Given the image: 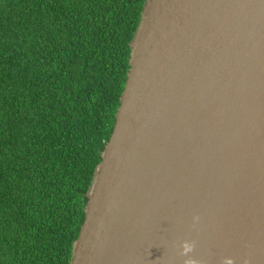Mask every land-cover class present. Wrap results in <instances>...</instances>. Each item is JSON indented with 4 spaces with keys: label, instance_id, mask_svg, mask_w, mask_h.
Segmentation results:
<instances>
[{
    "label": "water",
    "instance_id": "water-1",
    "mask_svg": "<svg viewBox=\"0 0 264 264\" xmlns=\"http://www.w3.org/2000/svg\"><path fill=\"white\" fill-rule=\"evenodd\" d=\"M129 48L69 264H264V0H145Z\"/></svg>",
    "mask_w": 264,
    "mask_h": 264
},
{
    "label": "trees",
    "instance_id": "trees-1",
    "mask_svg": "<svg viewBox=\"0 0 264 264\" xmlns=\"http://www.w3.org/2000/svg\"><path fill=\"white\" fill-rule=\"evenodd\" d=\"M145 0H0V264H69Z\"/></svg>",
    "mask_w": 264,
    "mask_h": 264
},
{
    "label": "clouds",
    "instance_id": "clouds-1",
    "mask_svg": "<svg viewBox=\"0 0 264 264\" xmlns=\"http://www.w3.org/2000/svg\"><path fill=\"white\" fill-rule=\"evenodd\" d=\"M198 220H199L198 216L193 217L194 224ZM178 248L180 255L185 257L184 264H200V261L193 259L192 256L190 255V253H192L193 249L195 248V241L182 240L179 242ZM222 264H234V261L230 257H224L222 259Z\"/></svg>",
    "mask_w": 264,
    "mask_h": 264
}]
</instances>
